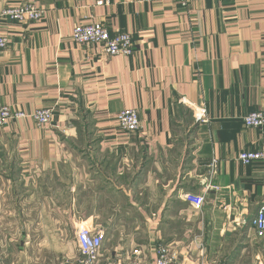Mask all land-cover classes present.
<instances>
[{
  "label": "crops",
  "instance_id": "0c3cea01",
  "mask_svg": "<svg viewBox=\"0 0 264 264\" xmlns=\"http://www.w3.org/2000/svg\"><path fill=\"white\" fill-rule=\"evenodd\" d=\"M28 1L40 21L0 19V106L53 119L0 127V264L73 260L80 225L104 231V260L139 248L153 262L167 245L179 264H264L252 225L264 165L237 160L264 150V126L243 123L264 111V0H0V10ZM94 23L128 33L132 54L72 40ZM123 109L137 112L136 132L119 129ZM188 192L204 196L201 210Z\"/></svg>",
  "mask_w": 264,
  "mask_h": 264
},
{
  "label": "built area",
  "instance_id": "2783aa9c",
  "mask_svg": "<svg viewBox=\"0 0 264 264\" xmlns=\"http://www.w3.org/2000/svg\"><path fill=\"white\" fill-rule=\"evenodd\" d=\"M190 0H178L181 6L185 7ZM102 2H99L101 4ZM44 9L35 2L28 1L13 7H6L0 10V19H7L19 23H29L40 21L44 16ZM71 38L77 44L98 45L101 51L107 55L129 56L133 52L131 36L128 33H115L111 35L109 31L100 24L76 25L71 34ZM7 47V39L0 35V49ZM200 122L206 123L205 108L200 109ZM31 118L38 125H48L53 119V112L49 108H38L33 113L27 115L21 111H12L7 106H0V127L7 123L19 119ZM116 123L120 130L125 133H134L140 128L138 114L134 109H123L116 115ZM246 127L264 126V111H253L243 117ZM237 160L242 165L258 163L264 165V150L242 151L237 155ZM216 161L210 164V173L213 174ZM183 199L195 211L201 210L204 204V196L194 193H185ZM252 225L257 236L264 235V203L260 205ZM105 233L101 228L87 226L77 227L75 233V243L78 255L73 260H64L59 264H179L176 253L170 246L160 245L156 248L153 262L146 261L139 248L133 249L124 259L104 260L101 258L102 244ZM215 264V263H210Z\"/></svg>",
  "mask_w": 264,
  "mask_h": 264
}]
</instances>
